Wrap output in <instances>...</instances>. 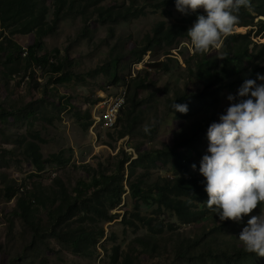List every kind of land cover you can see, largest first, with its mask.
<instances>
[{"label": "rangeland", "instance_id": "374dc122", "mask_svg": "<svg viewBox=\"0 0 264 264\" xmlns=\"http://www.w3.org/2000/svg\"><path fill=\"white\" fill-rule=\"evenodd\" d=\"M37 1L46 3L47 20L52 17L54 5L60 3ZM91 1L97 0H63L59 27L55 34L45 37L46 45L39 50L52 61L65 59L66 71L73 73L69 82L55 83L56 75L46 67L32 66L26 70L24 63L16 64L11 67V74L0 63V105L10 114L0 120V264H123L128 254L133 261L125 264H264V257L237 254L244 249L239 233L251 215L260 213L259 207L240 223L221 222L210 210L195 221L184 223L175 211L161 209L153 198H133L129 190L131 183L145 188L163 183L164 178L182 175L175 168L174 159L164 154L168 146L184 154L190 172L183 176L189 179L203 176L199 168L207 153V129L212 122H219V115L229 106L227 96L235 95L242 84L236 85L233 92L226 85L247 78L256 68H264V27L258 25L251 38L237 35L229 44L223 39L208 54H195L190 38L181 37L174 45L164 42L154 45L138 61L136 47L143 43L146 34H153L154 25L161 20L168 25L177 23L184 14L174 5L154 9L146 6L145 0H137L146 14L111 24L112 32L110 23L97 18ZM130 1L103 0L100 4ZM249 28L236 25L233 33L245 35ZM4 35L24 51L35 39L34 32L20 33L14 28ZM246 44H250L249 51ZM2 57L4 53H0ZM227 57L231 62L229 70L223 67ZM198 58L205 59L206 65L196 76L193 72ZM259 73L264 75V70ZM138 74L144 78L145 86L138 93L141 105L133 109L127 87ZM116 77L119 80L114 82ZM210 79L217 80L212 91L222 89L217 99L191 102L186 114L168 113L169 101L178 102L187 92L204 90ZM260 83L264 81L257 82ZM121 88H126L127 95L117 126L101 129L97 122L96 127L98 104L94 103L103 92L112 94L108 100L119 98ZM104 113L100 110L99 116ZM78 121L83 124L92 121V126L82 127ZM146 126L151 128L150 133H145ZM181 133L198 135L203 140L198 145L199 151L178 148L176 138ZM37 135L44 138V143H38L45 159H49L42 172H38L27 154V142ZM122 163L124 170L120 171ZM101 174L118 175L114 188L124 189L120 203L111 205L119 192L105 190L96 195V188L89 189L86 199L91 203L101 199L115 218L110 221L92 216L86 204L81 207L83 212L78 209L74 218L54 233L49 213L63 200L75 196L79 180L90 185L92 178ZM24 184L32 188V199L36 198L32 224L18 212L17 199L8 194L9 188L18 194ZM146 193L150 195L151 190ZM193 201L197 209H206L197 196ZM83 214L87 219L83 220ZM122 219L139 226L127 225ZM160 225L165 228L162 233L158 232ZM82 232L83 243H69ZM140 235L153 237L154 244L144 246L137 240Z\"/></svg>", "mask_w": 264, "mask_h": 264}, {"label": "trees", "instance_id": "16d2710c", "mask_svg": "<svg viewBox=\"0 0 264 264\" xmlns=\"http://www.w3.org/2000/svg\"><path fill=\"white\" fill-rule=\"evenodd\" d=\"M103 0L91 1L94 4V9L97 14V18L103 23H110V30L113 32V27L111 24L117 23L119 21H127L139 16L145 15L146 10L142 7L137 0H131L128 4H113V5H103L100 4ZM145 5L152 7L154 9H160L167 7L169 5L175 6L174 0H145ZM59 4H55L52 12V17L50 20L46 19L48 7L46 3L39 4L37 0H0V39L2 38V43H0V53H4L2 57L1 64L11 72V67L16 64H25V69L28 70L29 67H46L47 71L53 75H56L55 83H66L72 79L73 73L67 72L65 69V59H60L52 61V59L47 54L39 53L40 49H43L46 45L45 37L55 34L59 24L62 20V3L63 0H58ZM71 3L70 6L73 5ZM252 7L251 9L241 8L239 12V20L237 25L250 27L247 34L242 33H232L225 40L226 43H230V39L234 36H242L244 38H251L255 32L258 25L264 27V0H251ZM84 10V9H83ZM83 12V11H82ZM203 10H198L196 13H191L189 15H184L177 23L167 24L166 21L161 20L156 23L153 27V34H146L142 44L136 47V54L138 61L142 60L145 54L152 50L154 45H161L163 42L167 45H174L178 38L188 37L187 31L194 22L197 20L198 15H202ZM261 17V18H260ZM14 28L16 32L20 33H31L34 32L35 39L32 44H30L26 51L18 43L14 42L9 37L5 36V32ZM245 48L247 51L250 49V44H246ZM25 54V55H24ZM228 57H231L229 54ZM226 58L224 61L223 67L225 70H229L231 67L230 58ZM197 68L193 72L194 75L198 76V71L204 66L205 59H197ZM153 66H157V63H152ZM264 68H256L247 78H242L230 82L226 85L233 92L236 85L243 84L245 79L256 80L257 74L259 71H263ZM260 74V73H259ZM119 79L116 77L114 82H117ZM217 80L210 79L206 82V87L202 91L185 93L184 96L178 98L177 104H186L190 108V103L194 101L205 102L209 97L218 98L221 88L216 90H211L212 85L216 84ZM224 81V80H223ZM259 80H256L258 82ZM145 86V80L141 75H136L131 79V83L127 87L128 92V101L131 102L133 109L138 108L141 105V100L138 99L139 90ZM171 101L168 105V113H174L172 110ZM177 113V112H175ZM5 115H10L6 112L0 105V120L4 118ZM129 115V113H127ZM86 116L90 118V113H86ZM78 124L82 127L90 126L92 121L87 122L86 124ZM160 125V122H157L156 128ZM92 126V125H91ZM121 136H124V132L120 133ZM182 137V138H180ZM176 138V146L183 150L191 149L194 151H199L198 145L203 143L201 138H198V135L189 136L187 133H181V135ZM44 143L45 140L40 135L34 136L33 141L27 142V154L33 161L34 166L38 169V172H42L45 168L46 163L49 159H45L40 143ZM168 152L164 153L166 158L174 159L175 168L179 169L182 172L181 176L176 178H164L163 183H157L154 186L141 188L137 183H131L129 186L130 194L133 198H147L148 200L153 198L160 208L162 207L171 209L175 211L178 217L184 223H191L198 219L201 214H205L209 210L206 206L208 200V194L205 191L206 180L202 177H193L191 179L183 176V174L190 172V166L185 163V156L182 152H177L173 148L168 146ZM128 162V161H126ZM125 162V163H126ZM134 162L131 163V165ZM124 163L120 166V171L124 170ZM118 179L117 174L107 175L101 174L92 178L91 184L87 185L84 180H79L77 189L74 190L75 196L73 198H67L61 202V204L52 210L50 214V220L53 222L51 230H56L63 228V223L67 222L69 219H73L79 212H83L84 209H81L82 206L87 205V210L92 213V216H99L103 219L113 220L115 217L113 214H110L109 210L103 205V201L98 199V202L91 203L86 199V194L89 192V189L96 188L94 193L96 195H101L104 192H119L117 193L118 199L113 201L111 205L113 207L117 206L120 203L121 194L124 192V189L121 186L114 188V183ZM59 183V182H57ZM24 188V189H22ZM9 197L17 199V210L24 218V220L30 224L33 221V215L35 213L34 203H36V198L32 199L31 189L25 184L19 187L18 194L15 193V190L9 188ZM98 189V190H97ZM116 189V190H115ZM151 190V194L147 195L146 191ZM106 190V191H105ZM113 190V191H112ZM36 194V192H33ZM18 195V197H17ZM37 195V194H36ZM201 201H204L206 209L201 210L197 209L193 201V198L196 197ZM38 197V195H37ZM83 220L88 217L86 214H83ZM138 219L143 220V217L137 216ZM147 220V218H145ZM151 220V219H150ZM123 223L127 225L138 227V223H135L132 220L122 219ZM148 224V223H147ZM152 226L151 224H148ZM165 228L163 225H160L158 229L159 233L164 232ZM58 237L59 234H56ZM85 233L82 232L76 236V238H71L69 243L74 245H79L83 243ZM64 241H67L68 238H63ZM137 240L141 242L144 246L153 245L154 238L148 236H138ZM116 253L119 252V248L116 245ZM155 248V247H154ZM184 252V253H183ZM183 255L186 254V251H182ZM237 254H248L244 249L237 251ZM133 261L131 255H127L123 264L126 262L130 263Z\"/></svg>", "mask_w": 264, "mask_h": 264}, {"label": "clouds", "instance_id": "9594fccd", "mask_svg": "<svg viewBox=\"0 0 264 264\" xmlns=\"http://www.w3.org/2000/svg\"><path fill=\"white\" fill-rule=\"evenodd\" d=\"M251 7V0H175L181 14L203 10L187 31L195 54L218 48L234 32L241 8ZM256 80L264 81V75L258 73ZM256 80L245 79L235 95L227 96L229 106L207 129L209 143L199 171L206 180V206L221 222L240 223L260 208L238 239L245 252L264 257V83ZM171 107L174 114L188 111L186 104L175 101Z\"/></svg>", "mask_w": 264, "mask_h": 264}, {"label": "bare ground", "instance_id": "6f19581e", "mask_svg": "<svg viewBox=\"0 0 264 264\" xmlns=\"http://www.w3.org/2000/svg\"><path fill=\"white\" fill-rule=\"evenodd\" d=\"M116 102H122V94L119 98L113 97L112 100H108L106 98L103 100V104H104L103 108L106 109L104 110L105 113L103 114V117L102 115H100L99 119L98 117H96L98 125L100 124L101 125L100 127H102L103 129H113L117 126L119 113L125 103L122 106L115 107L113 120L110 122L109 125H105V123L108 122V111H113V106L116 104Z\"/></svg>", "mask_w": 264, "mask_h": 264}, {"label": "built area", "instance_id": "2783aa9c", "mask_svg": "<svg viewBox=\"0 0 264 264\" xmlns=\"http://www.w3.org/2000/svg\"><path fill=\"white\" fill-rule=\"evenodd\" d=\"M122 91V102H116V104L113 106V111H108V122L105 123V125H109L110 122L113 120L114 117V109L115 107H119L122 106L125 102H126V88H121ZM108 97H112V94H108L106 92H103V94L98 98V101L94 104H98V119H99V111L100 110H106L103 108V99L104 98H108ZM96 127H97V121H96ZM102 129V127H100ZM24 189V188H22Z\"/></svg>", "mask_w": 264, "mask_h": 264}]
</instances>
